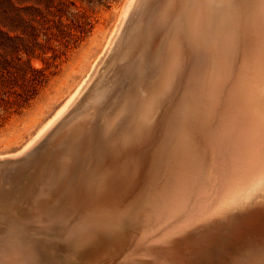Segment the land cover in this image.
Instances as JSON below:
<instances>
[{"label": "bare ground", "instance_id": "6f19581e", "mask_svg": "<svg viewBox=\"0 0 264 264\" xmlns=\"http://www.w3.org/2000/svg\"><path fill=\"white\" fill-rule=\"evenodd\" d=\"M118 20L87 77L21 152L35 155L46 135L49 169L21 188H7L0 169V264H38L59 247L93 264L119 255L118 264H190L198 233L240 222L259 236L235 239L227 264H262L257 0H125Z\"/></svg>", "mask_w": 264, "mask_h": 264}, {"label": "rangeland", "instance_id": "374dc122", "mask_svg": "<svg viewBox=\"0 0 264 264\" xmlns=\"http://www.w3.org/2000/svg\"><path fill=\"white\" fill-rule=\"evenodd\" d=\"M124 3L125 0H54L53 3L51 0H31L29 3L30 6L40 9L42 16L44 15L45 17L43 19L41 15H37V18L42 21L41 23L29 22L34 25L36 28L35 33L38 35L36 41H34L33 37L29 35L33 33L32 28H30V26L26 27L28 35L23 36L25 38L24 44L34 50L30 52L29 55L22 53L20 56L22 60L26 61L24 65L25 68L30 66L34 69V71L31 69L28 71V79L35 77L39 81L34 86L32 82L25 79L23 72L16 71L15 67H10V71L6 70L2 76H0V158L4 156V160H1L7 161L0 164V167L4 166L0 169L3 170V173H9L10 175L7 174V177L9 176L13 183L17 181L19 183V185L17 183L19 188L28 186L32 183L31 181L37 180L41 173L40 170L43 169L42 173H44L49 169L50 165L47 163V160L51 164L50 161L52 156L48 155L50 150L47 147L50 145H46L45 148L42 149L41 143H39L44 141L46 135L41 138V141L38 142L39 144H36V146L38 145L36 152L40 157L42 156L44 158L45 155L48 156L47 158L45 157L43 159L41 157L39 159L40 161L43 160L42 163L45 160L43 164L49 165L48 167L41 164L38 160H35L38 159V154L36 152L33 156V153L30 156L29 154H25L26 158L24 154L22 156L21 152L24 147L32 143L34 139H37L41 130L55 117L56 113L65 105L87 77L93 63L99 55H101L111 32L118 23ZM70 11L73 12V14H77L75 16L76 18L71 15ZM22 14L27 20H30L36 13L33 11H26L22 12ZM65 24L66 26H64ZM7 59L8 61H12L13 64V60H16L15 54H9ZM27 60H29V62H27ZM108 60L109 57H106L105 61L100 63L101 67L98 66L95 76L93 75V79L91 78L84 93L87 88L89 89L91 84L93 86L99 76L106 72ZM35 70H43L45 74L41 75L39 72H35ZM51 132L52 131H50V133ZM40 150H42L44 155H41L42 152ZM46 151L48 154H45ZM17 154H19L18 157ZM6 156L7 158L5 160ZM49 157H51V159ZM18 158L22 161L18 160ZM24 161L26 164H24ZM29 161H32L31 163L33 165ZM35 161H38V166L36 165L37 168L34 166L36 163ZM38 163H40V165ZM5 164L10 166H5ZM23 165L29 168L25 171ZM42 166L43 168H41ZM12 169L15 173L12 172ZM32 170H35L33 173L37 174V179L34 178ZM16 173L17 176L14 177ZM23 173H25V175ZM29 173H31L33 177H30L31 174ZM26 174L29 175L26 176ZM24 177L27 178L25 179ZM5 180L6 182L10 181L8 178ZM19 180L22 181L20 182ZM15 183L13 185L8 183L6 187L13 188L16 186ZM21 204L22 203L19 205L20 209H24L27 205ZM241 223L242 226L240 225ZM240 224H237L238 226L240 225L239 228L237 225H234V227H232V225L226 228L219 227L217 230L213 229L211 236H203V232L198 233L199 235L194 238L198 240L192 244L193 248L191 251L193 254H191L190 264H224L225 262V264H227L228 260L226 259V253L229 251L233 252L231 244L235 239H243L249 235V233L250 235L253 234L254 237L259 236L256 233L257 227L255 228L252 224L249 225L250 223L246 222H240ZM219 233L220 236L224 234L220 237ZM205 239H209V241L212 242L208 243L210 247L204 246L203 242ZM57 249V252H53L51 249L43 250L44 256L40 253L41 257L39 258L38 264H93V262H85L87 258L84 254H80L78 258H76V256L73 258V256L71 259L70 257L67 259L66 255L69 251L60 247ZM64 259L67 260L65 261ZM109 259H107V261L105 260L104 264H118L123 260L120 258V255ZM68 260H70V262Z\"/></svg>", "mask_w": 264, "mask_h": 264}, {"label": "trees", "instance_id": "16d2710c", "mask_svg": "<svg viewBox=\"0 0 264 264\" xmlns=\"http://www.w3.org/2000/svg\"><path fill=\"white\" fill-rule=\"evenodd\" d=\"M30 2L31 0H0V76H2L6 70L10 71V67H15L16 71L23 72L25 79L32 82L35 86L39 80L35 77L30 79L27 77L28 71L30 69L34 71V69L30 66L25 68L24 65L26 61L22 60L20 56L22 53L29 55V53L34 50L24 44L25 38L23 36L28 35L26 27L30 26V28H32L33 33L29 35L33 37L34 41H36L38 35L35 33L36 28L34 25L29 22H42L37 18V15L42 16V12L40 9L30 6ZM51 2L53 3L54 0H51ZM26 11H33L36 14H34V17L30 20H27L22 14V12ZM70 13L76 18L75 16L77 14H73L71 11ZM44 17L43 15L42 18L44 19ZM64 26H66V24ZM9 54H15L16 60H13V64L12 61H8L7 59ZM27 62H29V60H27ZM35 72H39L41 75L45 74L43 70H35Z\"/></svg>", "mask_w": 264, "mask_h": 264}, {"label": "snow or ice", "instance_id": "6c2138e0", "mask_svg": "<svg viewBox=\"0 0 264 264\" xmlns=\"http://www.w3.org/2000/svg\"><path fill=\"white\" fill-rule=\"evenodd\" d=\"M257 3L259 5V9L262 14H264V0H257ZM262 264H264V255L261 257Z\"/></svg>", "mask_w": 264, "mask_h": 264}, {"label": "water", "instance_id": "95a60500", "mask_svg": "<svg viewBox=\"0 0 264 264\" xmlns=\"http://www.w3.org/2000/svg\"><path fill=\"white\" fill-rule=\"evenodd\" d=\"M1 162V161H0Z\"/></svg>", "mask_w": 264, "mask_h": 264}]
</instances>
